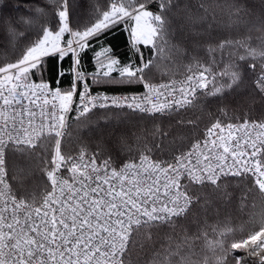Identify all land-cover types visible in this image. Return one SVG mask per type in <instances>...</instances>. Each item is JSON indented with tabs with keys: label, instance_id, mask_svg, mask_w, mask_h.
<instances>
[{
	"label": "snow or ice",
	"instance_id": "6c2138e0",
	"mask_svg": "<svg viewBox=\"0 0 264 264\" xmlns=\"http://www.w3.org/2000/svg\"><path fill=\"white\" fill-rule=\"evenodd\" d=\"M23 3L0 16V264H264V118H187L242 104L245 81L264 111V0H93L86 22L70 0ZM49 58L68 63L55 84ZM101 112L118 150L72 136Z\"/></svg>",
	"mask_w": 264,
	"mask_h": 264
},
{
	"label": "trees",
	"instance_id": "16d2710c",
	"mask_svg": "<svg viewBox=\"0 0 264 264\" xmlns=\"http://www.w3.org/2000/svg\"><path fill=\"white\" fill-rule=\"evenodd\" d=\"M73 9L80 14L82 21L86 22L88 19V14L90 10V5L93 2V0H70ZM251 2L255 3L256 6H259V0H251ZM26 8L27 5L23 3V0H0V16H4L5 18H18L21 15L26 14ZM218 18L222 21H226L227 17L225 16H218ZM252 36L256 37L259 35L264 34V32L257 31L256 28L252 29ZM229 36V31L228 30H223L219 32L214 39V43L218 42L220 39L226 38ZM5 34L2 30H0V40H5ZM12 49L9 48L8 52L5 53L3 49H0V59H4L5 56H10L11 55ZM117 54H123L126 52V48H119L118 51H116ZM198 55L202 58L205 57V53L203 51L199 52ZM189 61L185 59L182 64H187ZM68 68V63L64 61H59L56 58H49L47 62L45 63L44 66V76L45 79L50 80L53 82V84L56 83L58 73L61 72L62 70H66ZM166 71H169L171 73H175L174 78H180L185 74V69L181 64L177 65H172L170 66L169 69ZM157 79H159V73L156 74ZM70 77L65 75L62 78L61 86L62 87H67L69 83ZM246 86H247V81H245V85L241 87L239 90L240 93L243 95L241 97H238L237 99L242 100V104L237 105L235 100L232 97H229L228 100H217L214 97H208V101H213L211 104L207 105V108L201 112L199 109H195L190 111L187 114V118H192L195 119L196 117H201L202 123H201V129H203L204 124L209 121V114L210 113H218V109L221 107H226L227 110L229 111L230 114L233 113V110L235 109V115L239 116L241 113H247L248 115L252 116L253 118L256 117H261L264 118V111L261 109V100L259 97H248L246 94ZM211 87V85L209 86ZM92 89L94 91H105V90H111L115 91L116 89H109L108 86L106 85H92ZM133 91H140L141 88L139 86H136ZM206 103V102H205ZM203 107V105H202ZM108 120L110 121V126L105 124V113L101 112L99 113L96 117H93V127H96L95 121L99 120V128L101 131L94 132L91 136H89L87 130H79L73 125L72 128V136L76 137L77 135L81 136L84 138L86 142H88L91 147L95 148L96 144L98 142H101L104 146H106L107 149L109 150H118L120 145L119 142V134L121 131L125 130L124 125H120L119 127H116L118 121L115 116H113L111 113L107 114ZM163 123L167 125L168 120L165 118H161ZM161 121L158 120L157 123H160ZM132 125H135V127H131L129 125V131H135L137 134L140 133L141 129L145 126L151 127V123L148 122L146 124L145 121H138V120H133ZM109 132H113L111 136H109ZM128 142L135 146V140L134 137L129 135ZM73 147H75V142L73 141L72 144ZM39 175V173H37Z\"/></svg>",
	"mask_w": 264,
	"mask_h": 264
},
{
	"label": "crops",
	"instance_id": "0c3cea01",
	"mask_svg": "<svg viewBox=\"0 0 264 264\" xmlns=\"http://www.w3.org/2000/svg\"><path fill=\"white\" fill-rule=\"evenodd\" d=\"M108 39L111 41V43L115 46L116 51H118L119 48H126V39H127V34H120L117 32L114 36H109ZM87 64V62H86ZM89 68L91 67L90 64L87 65Z\"/></svg>",
	"mask_w": 264,
	"mask_h": 264
},
{
	"label": "built area",
	"instance_id": "2783aa9c",
	"mask_svg": "<svg viewBox=\"0 0 264 264\" xmlns=\"http://www.w3.org/2000/svg\"><path fill=\"white\" fill-rule=\"evenodd\" d=\"M181 78H183V76L182 77H180V78H176V79H181ZM211 85V84H210ZM209 85V86H210ZM142 90V89H141ZM94 91V90H93ZM94 92H103V91H94Z\"/></svg>",
	"mask_w": 264,
	"mask_h": 264
}]
</instances>
